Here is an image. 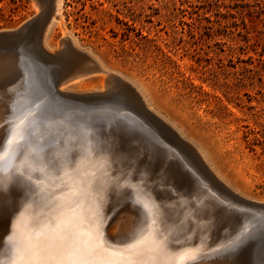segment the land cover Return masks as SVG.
Segmentation results:
<instances>
[{"label":"bare ground","instance_id":"obj_1","mask_svg":"<svg viewBox=\"0 0 264 264\" xmlns=\"http://www.w3.org/2000/svg\"><path fill=\"white\" fill-rule=\"evenodd\" d=\"M26 42L0 32V154H10L0 170V260L14 257L26 224L73 204L108 249L149 235L168 255H197L191 264H264L263 201L228 192L123 101L58 90Z\"/></svg>","mask_w":264,"mask_h":264},{"label":"rangeland","instance_id":"obj_2","mask_svg":"<svg viewBox=\"0 0 264 264\" xmlns=\"http://www.w3.org/2000/svg\"><path fill=\"white\" fill-rule=\"evenodd\" d=\"M0 32L27 39L58 90L123 101L228 192L264 202V0H61L58 15L53 0H0Z\"/></svg>","mask_w":264,"mask_h":264},{"label":"snow or ice","instance_id":"obj_3","mask_svg":"<svg viewBox=\"0 0 264 264\" xmlns=\"http://www.w3.org/2000/svg\"><path fill=\"white\" fill-rule=\"evenodd\" d=\"M9 159L10 154H0V170ZM197 258L189 251L168 255L149 235L108 249L84 228L76 207L68 204L46 219L26 224L15 241L14 257L0 264H191Z\"/></svg>","mask_w":264,"mask_h":264},{"label":"water","instance_id":"obj_4","mask_svg":"<svg viewBox=\"0 0 264 264\" xmlns=\"http://www.w3.org/2000/svg\"><path fill=\"white\" fill-rule=\"evenodd\" d=\"M163 147H164V146H163ZM196 161H197V160H196ZM197 163L202 167V165L200 164V162L197 161ZM202 168L205 169L204 167H202ZM185 170L188 171L187 168H185ZM205 170H206V169H205ZM203 187H204V186H203ZM229 261H231V262H238V259H237V258H230ZM238 263H239V262H238Z\"/></svg>","mask_w":264,"mask_h":264}]
</instances>
